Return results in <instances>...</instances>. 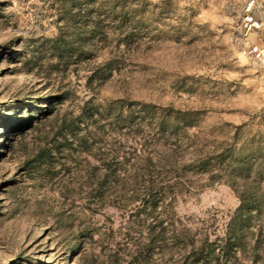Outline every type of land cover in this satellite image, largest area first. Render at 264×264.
Segmentation results:
<instances>
[{
    "label": "rangeland",
    "instance_id": "obj_1",
    "mask_svg": "<svg viewBox=\"0 0 264 264\" xmlns=\"http://www.w3.org/2000/svg\"><path fill=\"white\" fill-rule=\"evenodd\" d=\"M240 21V0H0V264H264Z\"/></svg>",
    "mask_w": 264,
    "mask_h": 264
},
{
    "label": "built area",
    "instance_id": "obj_2",
    "mask_svg": "<svg viewBox=\"0 0 264 264\" xmlns=\"http://www.w3.org/2000/svg\"><path fill=\"white\" fill-rule=\"evenodd\" d=\"M240 53L264 69V0H240Z\"/></svg>",
    "mask_w": 264,
    "mask_h": 264
}]
</instances>
